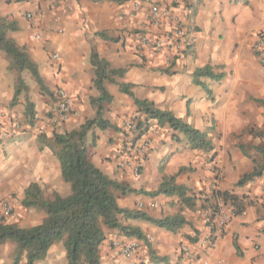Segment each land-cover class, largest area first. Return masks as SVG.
<instances>
[{
  "label": "crops",
  "instance_id": "crops-1",
  "mask_svg": "<svg viewBox=\"0 0 264 264\" xmlns=\"http://www.w3.org/2000/svg\"><path fill=\"white\" fill-rule=\"evenodd\" d=\"M154 5L164 13L172 10L184 17L185 47L179 57L136 50L139 33L156 37L168 28L167 24L158 28L151 24ZM0 18L15 23L7 38L37 65L44 86L42 90L26 72L10 70V60L0 50V206L7 203L11 207L7 222L30 228L45 220L44 212L21 204L31 184L39 186L44 199L70 195V185L62 179L50 144L54 134L77 130L95 118L93 101L100 94L94 86L91 54L96 53L111 69L126 72L113 76V82H104L111 101L103 103L102 116L113 128L92 127L87 132L84 146L90 162L129 189L152 193L163 177L173 176L187 196L195 197L194 207L186 208L176 195L115 191L120 209L140 211L153 221L180 214L186 224L169 232L152 222L120 216V225L138 229L142 238L106 229L98 250L100 264H264V176L238 185L257 161L247 153L241 136L248 126L260 124L252 111L264 112L255 101L264 100V67L252 49L256 36L264 33V0H56L54 4L0 0ZM36 32L39 39L34 38ZM206 66L223 77L219 81L201 77L202 85L195 84L194 71ZM18 76L28 92L12 104ZM120 84L129 85L132 96L122 93ZM60 89L72 100L65 122L56 119V91ZM134 98L206 133L213 149H190L182 133L167 125L160 127L155 120L147 121L142 137L136 129L130 131L129 122L136 125L146 120L134 106ZM27 101L32 117L26 113ZM246 133L251 142L254 129ZM144 140L149 141V149L136 168L135 149ZM182 168L186 170L180 172ZM213 190L244 198L245 209L222 228L215 218L209 231L210 212L204 199ZM208 235L212 239L204 243ZM115 241L136 244V254L128 259L115 254ZM182 248L187 249L189 261ZM14 249L11 242L0 246V264H12ZM24 263L25 257L20 264ZM35 264H68L63 241L55 242Z\"/></svg>",
  "mask_w": 264,
  "mask_h": 264
},
{
  "label": "trees",
  "instance_id": "trees-1",
  "mask_svg": "<svg viewBox=\"0 0 264 264\" xmlns=\"http://www.w3.org/2000/svg\"><path fill=\"white\" fill-rule=\"evenodd\" d=\"M15 30V23L8 18H0V50L10 60L9 69L18 74L26 72L43 90L44 86L38 73L37 65L31 61L23 48H19L12 40L7 38V33ZM101 38L106 37L101 34ZM91 64L94 68V86L99 92V97L94 100L96 115L92 120H87L77 130L61 135L54 134L50 144L51 150L56 155L60 167L62 179L70 185L71 193L67 197L54 194L51 200L44 199L37 184H31L25 191V197L21 204L24 208H34L46 214L45 220L37 226L19 228L16 224L0 219V246L11 242L14 243L12 264H20L25 257L24 264H35L44 259L49 248L58 241H63L68 264H100L98 250L105 240V230H118L125 237L142 238L138 229L120 225L119 217L127 219H140L154 223L169 232H176L186 224V220L180 214L153 221L140 211L120 209L117 205L114 192L121 194H144L148 196L176 195L186 208H193L195 197L187 196L184 187L175 183V177H163L158 189L152 193L135 191L119 185L100 172L88 159L85 148L87 132L96 127L101 130L113 128L103 118V103L110 102L111 97L104 88L105 81H111L113 76L121 77L125 69H111L109 64L100 59L96 53L91 54ZM201 77H208L219 81L222 74L215 73L211 67L206 66L196 69L193 73L194 83L202 85ZM120 91L132 96L130 86L119 85ZM28 87L21 76H18L14 86V98L12 104L21 94H26ZM264 107V100H255ZM134 106L142 113L146 120L138 121L135 129L142 137L147 133L148 120L157 121L160 127L167 125L175 132L182 133L188 141L190 149L211 151L212 144L207 134L186 124L168 111H161L148 101L133 99ZM32 114V105L27 101L26 113ZM32 117V115L30 116ZM130 131L132 129H129ZM134 147V146H133ZM244 152L243 145H239ZM260 155L259 161H253L252 171L245 174L239 181L242 185L247 181L264 176V148H256ZM186 169H180V172ZM208 204L209 216L207 226L214 222L219 212V204L227 208L234 216L242 214L245 209L244 198H239L228 192L213 190L210 196L204 199Z\"/></svg>",
  "mask_w": 264,
  "mask_h": 264
},
{
  "label": "built area",
  "instance_id": "built-area-1",
  "mask_svg": "<svg viewBox=\"0 0 264 264\" xmlns=\"http://www.w3.org/2000/svg\"><path fill=\"white\" fill-rule=\"evenodd\" d=\"M50 3L54 4L56 0H48ZM137 6L136 4L134 5ZM166 11H161L159 6L151 7V24L158 28L162 24H167V30L156 37H152L149 34L139 33L136 36V50L137 51H145L151 50L156 53H164L166 55H173V57H179L184 51V35H185V27L186 24L184 22V17L182 14H175L174 11H170L164 13ZM183 12H186V9L183 8ZM29 21H32V15L28 14L26 16ZM40 33L36 32L34 34V38L39 39ZM252 49L255 54L257 61L261 66L264 67V33H261L256 36L253 41ZM72 111V100L70 96L66 93V91L60 89L56 91V119L59 122H65L68 120ZM129 129H135V124L129 122L126 125ZM149 141L144 140L141 142L135 149V153L137 155V167H140L141 163L145 160L146 153L149 149ZM215 171V169H212ZM219 212L216 215V224L218 227H225L228 222L234 217L233 213L222 204H219ZM11 214V207L7 203H3L0 206V219L8 218ZM213 224H209L207 226L209 231L213 230ZM210 235L206 237L204 243H209L211 241ZM137 245L134 243H120V242H112V250L115 254L121 255L123 258H131L137 252ZM182 255H184V259L189 261V253L186 248H182Z\"/></svg>",
  "mask_w": 264,
  "mask_h": 264
},
{
  "label": "rangeland",
  "instance_id": "rangeland-1",
  "mask_svg": "<svg viewBox=\"0 0 264 264\" xmlns=\"http://www.w3.org/2000/svg\"><path fill=\"white\" fill-rule=\"evenodd\" d=\"M252 116L255 118L254 121L260 122V124H258V125H250L247 127V129L250 127H252L254 129L255 134H254V136H252L253 137L251 139L252 141L250 142V140H247L249 137V135H247V133H246L247 129L243 131L241 139L243 140L242 144H244L246 146L247 153L252 154L256 158V160L259 161L261 157L254 150V148L255 149L257 147L264 148V112H263V114L259 115V114H256L255 111L253 110ZM11 213H12V210H11ZM10 215L8 217H10ZM3 219H7V218H3Z\"/></svg>",
  "mask_w": 264,
  "mask_h": 264
}]
</instances>
